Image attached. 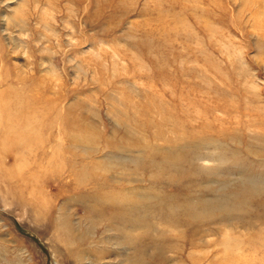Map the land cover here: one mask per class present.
I'll return each mask as SVG.
<instances>
[{"label": "rangeland", "instance_id": "rangeland-1", "mask_svg": "<svg viewBox=\"0 0 264 264\" xmlns=\"http://www.w3.org/2000/svg\"><path fill=\"white\" fill-rule=\"evenodd\" d=\"M0 264H264V0H0Z\"/></svg>", "mask_w": 264, "mask_h": 264}]
</instances>
